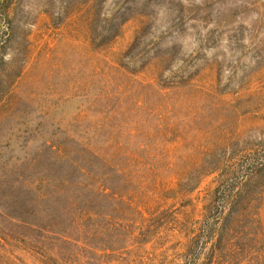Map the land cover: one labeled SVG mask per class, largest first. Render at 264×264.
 <instances>
[{"label": "rangeland", "instance_id": "1", "mask_svg": "<svg viewBox=\"0 0 264 264\" xmlns=\"http://www.w3.org/2000/svg\"><path fill=\"white\" fill-rule=\"evenodd\" d=\"M262 147L264 0H0V264H264Z\"/></svg>", "mask_w": 264, "mask_h": 264}, {"label": "trees", "instance_id": "2", "mask_svg": "<svg viewBox=\"0 0 264 264\" xmlns=\"http://www.w3.org/2000/svg\"><path fill=\"white\" fill-rule=\"evenodd\" d=\"M261 149L262 151H260V153L262 154L264 151V147H262ZM238 163H240V160L236 162L232 170L236 173H242V179H245L246 176L250 175V172L254 171V162H250L249 167L245 170H243ZM243 166L244 165H242V167ZM246 167L247 166H245V168ZM231 180L233 181L234 177H232ZM224 183L226 185L222 191V193H224L222 195L224 204L216 209H208L202 223L197 221L195 226L198 229L196 232V237L194 239H196L198 241V244L201 245H206L207 243L214 242L212 244L213 251L216 242L224 239L226 236H229L232 232L231 227H229L227 223H225V220L234 216V207L236 206L237 197H239L240 195L238 189L233 187L234 183H230L229 177H226Z\"/></svg>", "mask_w": 264, "mask_h": 264}]
</instances>
